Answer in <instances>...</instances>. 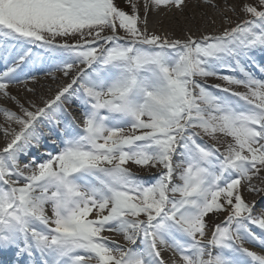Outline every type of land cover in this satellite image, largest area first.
<instances>
[{"label":"snow or ice","instance_id":"obj_1","mask_svg":"<svg viewBox=\"0 0 264 264\" xmlns=\"http://www.w3.org/2000/svg\"><path fill=\"white\" fill-rule=\"evenodd\" d=\"M122 2L0 0V255L264 264V199L244 195L264 193V0H201L228 26L184 39L150 23L190 0ZM42 73L54 96L27 86Z\"/></svg>","mask_w":264,"mask_h":264},{"label":"rangeland","instance_id":"obj_2","mask_svg":"<svg viewBox=\"0 0 264 264\" xmlns=\"http://www.w3.org/2000/svg\"><path fill=\"white\" fill-rule=\"evenodd\" d=\"M198 2H201V0H190V6L187 9H185L183 13L173 10L167 13H161V15L158 18L153 17L152 22L150 23V29L160 32V33L168 34L176 38H181L183 37L182 29L184 28L190 29L191 32L195 36L199 37L201 34H207V33H213V32L218 33L223 27L228 26L226 21L222 20L220 12L215 11L214 9L208 7L207 5H204L203 7H197L196 5ZM229 2L233 4H237L238 6L240 0H229ZM249 2H253V0H249ZM213 3H219L221 5V8L223 9L225 0H213ZM121 6H123L122 0H121ZM228 15L231 16L234 23L238 22L241 19V18L237 19L238 16L234 15L231 12H228ZM209 19L215 20L216 21L215 25L209 24L208 23ZM43 74L44 73L40 74L37 78L39 80H37L36 82L40 83L38 85V88L35 85L36 82L32 83L31 81L28 82L27 86L34 85L32 86V88L34 87L37 90V92L41 93V95H43L45 98L54 96L56 88L59 87L60 85H57L56 83H54L53 87H48L47 83H52L51 81L52 79L50 78L52 75H45V74L43 75ZM53 75L57 77H61L60 73H53ZM210 80L207 81V83L210 85L222 83L221 81H218L215 79H210ZM67 82H68L67 80L61 79V83H67ZM22 85L24 84L20 83V84L13 85L10 88V91L14 95H16L18 98H21V99H23V97L26 95L29 98H34L31 96L30 93H26L25 90L23 91V89L20 87ZM18 87H20V89H18ZM0 106L9 107V108L12 107V105L4 103L3 100H0ZM65 106L70 109L77 108L75 105H65ZM75 117L79 119L81 117V113L77 112ZM0 123H3L2 116H0ZM0 141H1L0 146H2L4 143L3 137H0ZM209 143H215V142L209 139ZM131 168H132V171L136 173L137 175L147 176L150 174L146 171L140 170L139 168L135 166H131ZM253 183L258 187L261 185V180H254ZM244 195H245L246 201L248 202H252V201L259 202L260 199L261 200L264 199V193L258 195L252 192H245ZM107 235H109L112 240L123 243V238L119 234L109 233ZM170 257L172 259L176 258L173 256L172 253L165 252V258L168 259Z\"/></svg>","mask_w":264,"mask_h":264},{"label":"bare ground","instance_id":"obj_3","mask_svg":"<svg viewBox=\"0 0 264 264\" xmlns=\"http://www.w3.org/2000/svg\"><path fill=\"white\" fill-rule=\"evenodd\" d=\"M239 18H241V17H237V19H239ZM192 22H194V21H192ZM196 23V22H195ZM217 29H219V28H217ZM182 31H183V37H181L180 39H184L185 38V36H186V34H188V33H191V34H193L192 32H191V30L190 29H182ZM198 31V30H197ZM207 34H209V33H207ZM52 80V83H47V86L48 87H53L54 85V83H55V81L53 80V76H51L50 77ZM37 80H39V79H37ZM36 80V81H37ZM211 81V80H210ZM40 83L39 82H36V86H37V88H38V85H39ZM210 85V84H209ZM32 86H34V85H32ZM32 86H28L29 88H32ZM22 89H23V91L25 90V85H22V86H20ZM20 87H18V89H20ZM238 90H241V91H243V89H238ZM41 94V93H40ZM3 107V106H2ZM75 109H71L70 110V112H72V114L74 115V113H75ZM1 142V141H0ZM257 188H264V180H261V185L260 186H258ZM252 193H254V192H252ZM256 194V193H255ZM262 194V193H261ZM259 195V194H258ZM261 200V199H260ZM260 200H259V202H260Z\"/></svg>","mask_w":264,"mask_h":264}]
</instances>
